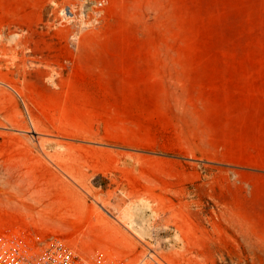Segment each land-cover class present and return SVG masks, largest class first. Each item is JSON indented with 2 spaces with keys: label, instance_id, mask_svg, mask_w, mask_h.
Segmentation results:
<instances>
[{
  "label": "rangeland",
  "instance_id": "374dc122",
  "mask_svg": "<svg viewBox=\"0 0 264 264\" xmlns=\"http://www.w3.org/2000/svg\"><path fill=\"white\" fill-rule=\"evenodd\" d=\"M0 222L264 264V0H0Z\"/></svg>",
  "mask_w": 264,
  "mask_h": 264
},
{
  "label": "built area",
  "instance_id": "2783aa9c",
  "mask_svg": "<svg viewBox=\"0 0 264 264\" xmlns=\"http://www.w3.org/2000/svg\"><path fill=\"white\" fill-rule=\"evenodd\" d=\"M0 264H128L107 248H81L38 226L0 222ZM150 264H158L152 261ZM159 264H167L162 261Z\"/></svg>",
  "mask_w": 264,
  "mask_h": 264
},
{
  "label": "bare ground",
  "instance_id": "6f19581e",
  "mask_svg": "<svg viewBox=\"0 0 264 264\" xmlns=\"http://www.w3.org/2000/svg\"><path fill=\"white\" fill-rule=\"evenodd\" d=\"M142 263H143V262H142ZM144 263H145V262H144ZM132 264H141V262H139V261L137 262V261H136V262H133Z\"/></svg>",
  "mask_w": 264,
  "mask_h": 264
}]
</instances>
